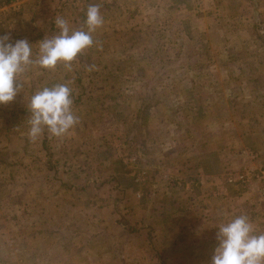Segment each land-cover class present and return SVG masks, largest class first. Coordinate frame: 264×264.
I'll use <instances>...</instances> for the list:
<instances>
[{
  "label": "rangeland",
  "instance_id": "obj_1",
  "mask_svg": "<svg viewBox=\"0 0 264 264\" xmlns=\"http://www.w3.org/2000/svg\"><path fill=\"white\" fill-rule=\"evenodd\" d=\"M33 2L34 58L57 17L79 30L98 4L104 24L71 69L31 66L0 105V264H144L118 248L147 240L172 246L163 264H207L220 223L245 215L264 233L262 1L221 14L197 0ZM56 84L79 123L32 140L27 105Z\"/></svg>",
  "mask_w": 264,
  "mask_h": 264
},
{
  "label": "clouds",
  "instance_id": "obj_2",
  "mask_svg": "<svg viewBox=\"0 0 264 264\" xmlns=\"http://www.w3.org/2000/svg\"><path fill=\"white\" fill-rule=\"evenodd\" d=\"M59 34L39 43V51L33 57L28 40L11 42L10 34L0 36V105L15 100L24 88V75L31 66L55 69L63 64L71 69L72 62L86 49L93 47L92 33L104 24L98 4H91L86 11L85 28L72 30L62 17L55 19ZM72 90L67 84L44 87L31 96L27 105L29 138L37 139L45 128L55 137H64L79 123L72 110ZM217 246L211 264H264V233L257 234L245 215L215 226Z\"/></svg>",
  "mask_w": 264,
  "mask_h": 264
},
{
  "label": "crops",
  "instance_id": "obj_3",
  "mask_svg": "<svg viewBox=\"0 0 264 264\" xmlns=\"http://www.w3.org/2000/svg\"><path fill=\"white\" fill-rule=\"evenodd\" d=\"M24 1L21 6V10L18 12H11L8 9V5H5L4 0H0V36L5 34H10L11 42L15 43L16 40L20 39H26L30 41L29 38V30L31 31L33 29V21L32 18L33 12L36 10L37 6L34 4V0H21V3ZM201 1L203 3V10H214L217 14H221L229 9V7L232 5L233 0H197ZM251 1V0H249ZM262 1V10L264 11V0ZM183 4V3H182ZM180 10H187L192 11L193 6L191 5H180ZM260 8V6H259ZM28 12V13H27ZM217 25V24H216ZM11 29V30H9ZM216 29V28H215ZM27 34V36H25ZM14 35H17V37H14ZM18 35L20 37H18ZM230 196L229 198H231ZM208 205V212L206 214L207 219L209 220L210 225H216V219L219 218L223 214L222 205L220 207H217V202L214 204L213 198L210 197L207 204ZM215 205V206H214ZM221 224V223H220ZM114 231V230H113ZM120 230L115 229L116 234ZM123 239H126V233L123 230L122 232ZM119 239V236H118ZM212 249L216 247V244L210 245ZM122 250H133L135 249L136 252H138L141 255V261H143L144 264H163L161 256L163 255L161 251L166 249L167 251L172 249L171 245L161 244V243H151L148 240L146 242H140L139 244H133V245H124L122 248H118L119 251ZM211 250V249H210ZM175 256V255H173ZM176 257V256H175ZM211 257L207 258V264H211ZM174 258V257H173ZM122 262V264L125 263L124 260H119Z\"/></svg>",
  "mask_w": 264,
  "mask_h": 264
}]
</instances>
